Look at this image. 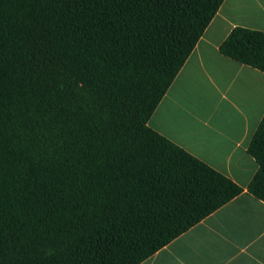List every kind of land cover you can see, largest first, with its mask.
<instances>
[{
  "label": "trees",
  "instance_id": "obj_1",
  "mask_svg": "<svg viewBox=\"0 0 264 264\" xmlns=\"http://www.w3.org/2000/svg\"><path fill=\"white\" fill-rule=\"evenodd\" d=\"M222 2L0 0V264H138L243 190L147 123ZM247 151L264 202V114Z\"/></svg>",
  "mask_w": 264,
  "mask_h": 264
},
{
  "label": "crops",
  "instance_id": "obj_2",
  "mask_svg": "<svg viewBox=\"0 0 264 264\" xmlns=\"http://www.w3.org/2000/svg\"><path fill=\"white\" fill-rule=\"evenodd\" d=\"M236 26L264 31V0H223L147 123L243 190L138 264H264V202L246 190L264 71L220 53Z\"/></svg>",
  "mask_w": 264,
  "mask_h": 264
}]
</instances>
